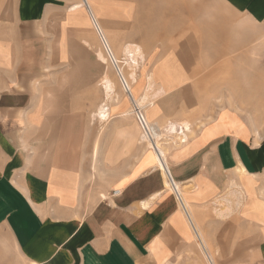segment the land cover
<instances>
[{"label":"crops","instance_id":"1","mask_svg":"<svg viewBox=\"0 0 264 264\" xmlns=\"http://www.w3.org/2000/svg\"><path fill=\"white\" fill-rule=\"evenodd\" d=\"M65 1L0 0V264H185L196 239L154 151L145 149L140 166L122 159L116 170L100 169L94 161L78 96L63 82L56 3ZM215 1L254 43L264 0ZM217 118L198 130L192 124L195 136L164 166L206 248L207 227L184 189L195 184L189 197L204 202L231 182L213 227L256 229V259L247 264H264V131L245 126L235 111Z\"/></svg>","mask_w":264,"mask_h":264},{"label":"rangeland","instance_id":"2","mask_svg":"<svg viewBox=\"0 0 264 264\" xmlns=\"http://www.w3.org/2000/svg\"><path fill=\"white\" fill-rule=\"evenodd\" d=\"M88 2L99 19L104 43L112 50L129 89L125 92V83L118 80L105 44L91 27L88 10L71 11V6L80 0L56 3L61 9L57 11L63 13L62 21L57 23V29H62L61 33L58 31L57 43L62 44L64 52L63 82L73 87L78 96L80 120L89 127L85 135L94 142V161L100 169L106 164L107 168L116 170L115 165L122 159L128 164L141 165L148 144L142 140L145 129L139 115L159 134L154 141L163 150L166 165L172 153L180 148L168 132L171 123L177 125L178 132L179 124H188L189 139L195 136L196 127L192 128V124L198 130L204 124L216 123L222 110H230L235 111L245 126L259 133L264 131L262 25H256L255 40L250 43L243 22L239 18L225 21L230 15L215 0ZM106 80L111 89L105 88ZM145 95L150 97L151 104L135 106L133 101L141 102ZM101 108L108 115L103 121L97 116ZM230 184L204 202H199L197 196L189 197L190 189L195 194L198 192V187L192 184L184 189L185 197L207 227L204 229L206 253L212 261L247 264L256 259L259 247L256 229L253 233L252 229L213 227L216 210L227 204L224 196L231 190ZM115 194L111 191V196ZM105 197L102 195L100 199ZM243 203L240 195L239 205ZM237 216L233 215L236 220ZM231 217L223 218V225H229L234 219ZM216 236H226V244H216ZM192 240L194 248L187 252L189 260L184 263L208 264Z\"/></svg>","mask_w":264,"mask_h":264},{"label":"bare ground","instance_id":"3","mask_svg":"<svg viewBox=\"0 0 264 264\" xmlns=\"http://www.w3.org/2000/svg\"><path fill=\"white\" fill-rule=\"evenodd\" d=\"M86 1H87V5H86ZM80 8H84V9L86 8L88 10L87 14H88V18H89V22L91 24V27L96 32V34L100 36V38L103 41V45L105 44V50H106L109 58L111 59V62L113 64V66L115 68V73H117L118 80L120 79L121 82L123 81L125 83L126 87L124 88V86H123V88H124L125 92H128L129 91L128 85H127L125 79L123 78V76H122V74L120 72V69L117 68V66H116L117 61H116L115 57L112 54L113 52L111 53L112 50L110 51V48L108 47L106 42L104 43L105 40H103V39H104L105 35H103L104 33L101 30V28H100L99 19L96 16V14L94 13V11L92 10L91 5L88 2V0H80V3L72 5L70 9H71V11H75V10H78ZM103 60H104V58H103ZM105 88L106 89H111L109 81H107V80L105 82ZM133 102H134L135 106L138 105L137 107L140 108L142 104H145V103L151 104V99H150V97L148 95H145L141 102H139V101L138 102L133 101ZM97 116L99 117L100 120L103 121L108 116L107 115V111L105 109L101 108L98 111ZM142 126L145 129L143 131L142 140L147 142L148 147L154 151L155 156H156V160H157L158 168L163 172V174L166 177V184H165L166 187L169 188L170 190H172L175 193V195L177 197V200H178V203H179V206H180V209L182 210L183 214L186 216V218L188 220V223H189V225H190V227L192 229V232L194 234V237L196 239L198 247L202 251L205 259L208 262V264H212L211 263L212 262V258L210 257V255H208L206 253V244L204 242L203 236L201 235V233H200V231H199V229L197 227L198 223L196 222V220L194 218V215L192 214V211L190 210V207H189L186 199L183 196L182 189L180 187H178V186L172 185L171 182H170V178H168L169 174H168V172L165 169L166 166H164L165 154H164L163 150L160 148L159 143L157 141H154V140H156V138L159 137V134L153 130L152 124H150L145 118L143 119ZM178 126L180 127V130H181L180 132H178L179 130L177 129V125H175L173 123H171L168 126V132L171 135L174 136V139L176 141H178L179 144L186 143V140H187L186 132H188L190 130L189 129V125L186 124V123H182V124H179ZM240 171L243 172V170H240ZM217 216H219V214H217Z\"/></svg>","mask_w":264,"mask_h":264},{"label":"built area","instance_id":"4","mask_svg":"<svg viewBox=\"0 0 264 264\" xmlns=\"http://www.w3.org/2000/svg\"><path fill=\"white\" fill-rule=\"evenodd\" d=\"M139 121L140 123L143 122L142 117L139 115Z\"/></svg>","mask_w":264,"mask_h":264}]
</instances>
